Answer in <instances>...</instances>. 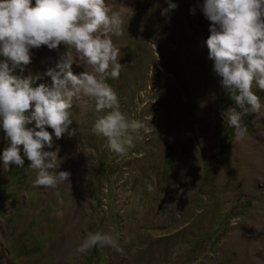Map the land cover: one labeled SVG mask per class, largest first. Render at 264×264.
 I'll return each instance as SVG.
<instances>
[{"label":"rangeland","instance_id":"374dc122","mask_svg":"<svg viewBox=\"0 0 264 264\" xmlns=\"http://www.w3.org/2000/svg\"><path fill=\"white\" fill-rule=\"evenodd\" d=\"M173 2L164 16L167 0H106L126 8L123 35L112 37L123 67L107 83L121 111L147 129L126 157L93 133L95 103L82 96L69 109L74 137L57 140L47 128L53 147L45 150L58 152L70 182L36 187L27 158L9 171L0 160V264H264V231L250 226L264 224V116H244L247 134L236 140L220 114L234 104L208 58L204 0ZM65 51L32 49L12 74L50 85L47 70ZM84 70L73 63L74 74ZM7 144L0 128V153ZM95 231L119 233L124 252L78 253Z\"/></svg>","mask_w":264,"mask_h":264},{"label":"clouds","instance_id":"9594fccd","mask_svg":"<svg viewBox=\"0 0 264 264\" xmlns=\"http://www.w3.org/2000/svg\"><path fill=\"white\" fill-rule=\"evenodd\" d=\"M177 7L167 0L161 15ZM199 7L211 22L205 43L213 72L234 104L220 114L239 141L247 134L243 117L264 116V104L253 90L255 86L264 92V0H204ZM190 12L195 14V8ZM125 15V7L113 10L106 0H35L34 5L32 0H0V54L13 63L10 67L7 60L0 61V128L8 141L0 153L4 171L12 165L24 167L27 158L36 172L34 186L55 189L70 182V171L57 170L58 152L45 148L53 147L47 128L57 140L77 134L75 128L70 129L74 97L94 101L97 116L92 131L106 138L110 151L126 157L135 147L139 137L134 134L146 131L145 124L121 111L118 95L107 83L109 76L118 79L123 67L112 37L123 35ZM61 44L66 51L46 73L50 85L34 86L31 76L12 74L15 66L31 62L32 49L47 46L59 52ZM74 62L83 64L85 70L74 74ZM250 226L264 231V224ZM119 235L89 232L76 250L84 254L94 247H110L122 254Z\"/></svg>","mask_w":264,"mask_h":264}]
</instances>
